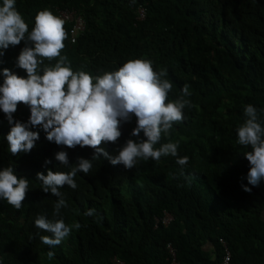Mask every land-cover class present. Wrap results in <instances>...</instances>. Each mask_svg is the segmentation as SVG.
<instances>
[{
	"label": "trees",
	"instance_id": "obj_1",
	"mask_svg": "<svg viewBox=\"0 0 264 264\" xmlns=\"http://www.w3.org/2000/svg\"><path fill=\"white\" fill-rule=\"evenodd\" d=\"M15 7L28 24L26 38L40 11L60 18L61 10L74 11L85 19L76 42L71 40L75 22L64 25L68 36L61 55L74 72L95 77L145 59L155 71H167L162 79L173 86L169 101L187 85L191 106L155 147L178 141V156L189 157V163L181 168L169 155L139 159L126 170L102 155L93 158L90 147L49 142L40 126L30 129L39 132L35 147L13 156L6 140L11 126L0 110V170L12 166L14 174L29 180L19 210L0 199V264H114V256L124 264H220L225 252L220 238L235 264H264V179L258 186L248 183L244 154L252 149L239 145L237 133L249 104L264 127V0H15ZM25 46L22 40L2 50L0 85L4 68L26 78V71L16 67ZM56 62L44 60V65ZM13 115L27 122L30 107L20 103ZM135 127L133 115L121 124L117 143L100 147L116 155L128 139H146L143 132L130 135ZM59 151L67 152L70 165L83 157L93 168L77 174L75 190L60 189L68 207L54 217L58 198L43 192L36 176L70 171L55 159ZM45 160L52 163L45 166ZM242 184L252 191L245 192ZM89 209H95L94 216L86 215ZM165 212L173 216L168 225L161 220ZM40 215L82 227H73L51 248L40 240L51 234L35 226ZM169 243L176 249L175 263Z\"/></svg>",
	"mask_w": 264,
	"mask_h": 264
},
{
	"label": "clouds",
	"instance_id": "obj_2",
	"mask_svg": "<svg viewBox=\"0 0 264 264\" xmlns=\"http://www.w3.org/2000/svg\"><path fill=\"white\" fill-rule=\"evenodd\" d=\"M65 21L75 22L74 19L60 18L48 10L40 11L26 38L28 24L16 9L15 0H3L0 7V57L5 54L2 50L10 45H19L22 40L26 43L16 60V67L26 71V78L8 68L2 71L4 79L0 85V110L11 126L6 136L10 153L13 156L29 153L39 140V132L30 129L40 126L49 142L70 149L90 147L94 149L93 158L102 155L112 165H123L126 170L135 167L139 159L159 161L161 157L169 155L177 158L176 163L181 168L187 166L189 157L178 156V141L163 143L159 148L155 145L161 141L162 134H170L174 123L183 121V110L191 106L190 100L185 99L191 95L188 86H184L178 99L169 101L173 86L168 79H162L167 71H155L152 61L145 59L129 60L118 70L95 77L84 71L74 72L67 63L68 58L61 55L68 36ZM44 60L57 62L53 67L44 65ZM20 103L30 107L27 122L14 119L13 114ZM244 114L246 120L237 129L238 143L251 146L252 150L244 154L250 164L247 180L249 184L258 186L264 179V127L258 122V111L253 105H247ZM133 115L136 117V127L130 135L140 137L143 132L146 139L130 138L117 150L116 155H110L100 145L117 143L122 134L121 124L130 122ZM55 159L70 171L48 170L47 175L37 173L36 179L42 182L43 192H50L58 198L53 213L54 217H58L61 210L68 207L60 189L66 185L75 190L78 187L75 177L80 172L89 174L93 163L79 157L75 165H70L65 151L57 152ZM44 163L46 166L52 161L45 160ZM241 187L245 192L252 191L243 184ZM28 190V178L18 177L12 166L0 170V199L19 210ZM86 215L94 216L95 209H89ZM156 220L158 222L160 219ZM161 220L168 225L173 216L165 212ZM35 226L51 234L40 236L41 242L51 248L60 245L73 227L77 230L82 227L79 223L68 226L62 218L50 220L43 215L36 218ZM170 246L176 252L171 243L167 245L168 251ZM48 254L50 257L54 255L51 251Z\"/></svg>",
	"mask_w": 264,
	"mask_h": 264
},
{
	"label": "built area",
	"instance_id": "obj_3",
	"mask_svg": "<svg viewBox=\"0 0 264 264\" xmlns=\"http://www.w3.org/2000/svg\"><path fill=\"white\" fill-rule=\"evenodd\" d=\"M139 14L140 17L139 18H144L145 17V10L144 8H140L139 9ZM60 15L65 19V20H71L74 19L75 24L73 26V28L71 29V34H72V41H75L77 39V35L84 31L86 28V22L85 19L81 16V15H76V13H74V11L71 12H60ZM220 241L223 244L224 247V256H223V260L222 262H220V264H235L232 261V252L231 249L228 246L227 241L224 238H220ZM170 253L173 255L174 259H173V263H175V259H176V252L174 250L173 247L170 246ZM114 264H124V262L121 259H118L117 257H115L113 259Z\"/></svg>",
	"mask_w": 264,
	"mask_h": 264
}]
</instances>
